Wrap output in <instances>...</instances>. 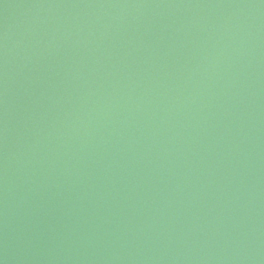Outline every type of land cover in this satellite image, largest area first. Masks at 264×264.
Returning a JSON list of instances; mask_svg holds the SVG:
<instances>
[{"label": "water", "instance_id": "obj_1", "mask_svg": "<svg viewBox=\"0 0 264 264\" xmlns=\"http://www.w3.org/2000/svg\"><path fill=\"white\" fill-rule=\"evenodd\" d=\"M0 264H264V0H0Z\"/></svg>", "mask_w": 264, "mask_h": 264}]
</instances>
